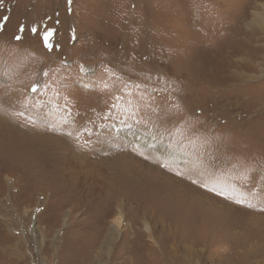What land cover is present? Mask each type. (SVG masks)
Listing matches in <instances>:
<instances>
[{
	"label": "rangeland",
	"instance_id": "rangeland-1",
	"mask_svg": "<svg viewBox=\"0 0 264 264\" xmlns=\"http://www.w3.org/2000/svg\"><path fill=\"white\" fill-rule=\"evenodd\" d=\"M261 18L0 0V264H264Z\"/></svg>",
	"mask_w": 264,
	"mask_h": 264
},
{
	"label": "bare ground",
	"instance_id": "bare-ground-1",
	"mask_svg": "<svg viewBox=\"0 0 264 264\" xmlns=\"http://www.w3.org/2000/svg\"><path fill=\"white\" fill-rule=\"evenodd\" d=\"M264 19V18H263ZM262 18L261 19H259L260 20V23L261 24H263L264 23V20H263ZM119 213V215L117 216V217H115L114 219H113V223H112V225L110 226V229H109V232H115V230L117 229V226H118V224H119V222H120V219H121V216H122V212H121V210L119 209V211H118ZM109 236V235H108ZM107 237V236H106ZM96 240V239H95ZM93 242V241H92ZM104 243V242H103ZM106 244V243H105ZM90 246V245H89ZM92 246L93 245H91V247L89 248L90 250L92 249ZM102 249H103V247H102ZM89 251V250H88ZM124 260L125 259H122V261H120L118 264H124L123 262H124ZM160 262H162V264H169L170 263V260H168V258H165L164 260L162 259Z\"/></svg>",
	"mask_w": 264,
	"mask_h": 264
},
{
	"label": "snow or ice",
	"instance_id": "snow-or-ice-1",
	"mask_svg": "<svg viewBox=\"0 0 264 264\" xmlns=\"http://www.w3.org/2000/svg\"><path fill=\"white\" fill-rule=\"evenodd\" d=\"M69 3H71V0H69ZM5 19H7V17H5ZM33 31H35V29H33ZM17 39H19V37H16ZM239 203V201H238Z\"/></svg>",
	"mask_w": 264,
	"mask_h": 264
}]
</instances>
